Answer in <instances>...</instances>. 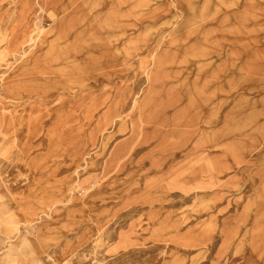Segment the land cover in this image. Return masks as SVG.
Listing matches in <instances>:
<instances>
[{"label": "rangeland", "instance_id": "374dc122", "mask_svg": "<svg viewBox=\"0 0 264 264\" xmlns=\"http://www.w3.org/2000/svg\"><path fill=\"white\" fill-rule=\"evenodd\" d=\"M68 1L0 0V264H243L249 251L260 263L264 0H191L189 13L180 0H75L111 42L119 75L66 69L45 76L40 96L6 94L36 44L47 53ZM119 1L125 23L106 18ZM229 82L225 103L209 98ZM255 135L247 157L243 138ZM120 146L129 148L105 174Z\"/></svg>", "mask_w": 264, "mask_h": 264}, {"label": "bare ground", "instance_id": "6f19581e", "mask_svg": "<svg viewBox=\"0 0 264 264\" xmlns=\"http://www.w3.org/2000/svg\"><path fill=\"white\" fill-rule=\"evenodd\" d=\"M143 1V4L139 7L147 6L150 3V0ZM122 2L119 1L115 3L114 8L111 10V15L109 14L108 16H106V18L111 17L108 18V20L113 19L112 21H115L116 23H118V21H120L121 23L123 21L124 23L129 21L130 16L123 14L122 5L124 2ZM191 4V0H180L178 6L181 11L185 12L187 9V12L189 13L191 11V9L189 8ZM134 15V18L136 19H133V23L135 21L141 22L145 19V17H142L140 15ZM59 16L60 19L56 29H52L51 31L47 32L48 34H46L47 38L53 32L55 33L54 39L50 42L49 50L47 51V53L37 55V53L42 48V43L40 42L36 44L35 52L24 59L18 70L12 76H9L5 79L3 91L6 92V94L9 93L14 96H40L41 94H44L48 89L47 87H45L46 85H44V81L48 80L45 79V76L50 77L49 74L52 73L53 76L57 74L64 75L68 72L67 70L75 73V75L78 76L82 73V70L86 71L88 68L93 70L101 69V72H99V74H95L94 78L97 81L102 78L114 80V78L119 75V73L121 72V70H119V58L115 53L116 51L113 49L111 42L109 40H106L103 35H101L100 30L97 29L88 19L87 13L81 12L76 9L75 0H69L67 4H63V6H61V8L59 9ZM114 26L115 25H108L110 29ZM248 81L249 79L246 77L244 79V82ZM214 84L216 83H206L205 92H207ZM228 85L230 86V89L225 90L223 88H220L216 92H214V94H210L209 98H211L212 96V101L221 100L219 104L225 103L227 100L226 98H229L231 95L230 92H232L233 82H229ZM151 93L152 91L150 92V94ZM104 104V100H96L93 103L95 109L103 107ZM146 104L147 103H145V105ZM146 108H148V105L143 106L141 110H144ZM115 111L116 108L110 107L105 115L100 118L98 122L97 133H100L106 126H108L112 122V119H114V116L116 114ZM183 118L184 116L175 118V122L173 123V125L176 129L179 128L178 126H182ZM3 119H5V116L3 117ZM143 122L146 123V121L143 120V117H141L139 121L133 124L134 140H137L139 138L142 125L144 124ZM208 123L211 124L212 122ZM189 124L190 128H192L194 126L193 120L190 121ZM125 128L126 123H123L121 124L119 131L123 132ZM227 129H232L230 120H228L227 122ZM193 130L194 129L190 130L191 135H193ZM153 134H156V132L154 131ZM154 136H152L153 139L155 138ZM260 139V135H255L251 138L247 137L246 139L243 138L242 142H245V145L247 146L244 147L243 151L247 157L249 156V154H251V151L253 149V147H248L249 144L259 145ZM235 143L236 142H234L233 144ZM56 144V135H48L49 147H56ZM161 147L165 146L161 145ZM128 148L129 147L120 146L115 150L110 160L106 163L104 171L105 174H108L119 167L120 161L124 157V153ZM155 197L157 196H151V199L153 200ZM44 240V233H41V235L39 236V240L37 241L38 243L35 242L36 248L38 247V249H40L41 247H43L44 244H46L44 243ZM66 253L70 254L71 250L68 249ZM252 253L253 251L248 252L249 255L243 264H257L252 257Z\"/></svg>", "mask_w": 264, "mask_h": 264}, {"label": "crops", "instance_id": "0c3cea01", "mask_svg": "<svg viewBox=\"0 0 264 264\" xmlns=\"http://www.w3.org/2000/svg\"><path fill=\"white\" fill-rule=\"evenodd\" d=\"M261 228H262L261 231L264 232V225H261ZM260 247H261L260 257H259L260 263H258L257 261H255V262H257V264H264V235H262L261 246ZM252 257L255 260L256 256H253V254H252Z\"/></svg>", "mask_w": 264, "mask_h": 264}]
</instances>
